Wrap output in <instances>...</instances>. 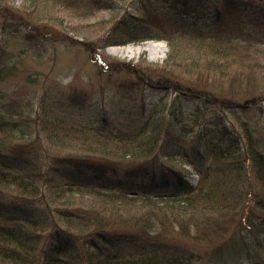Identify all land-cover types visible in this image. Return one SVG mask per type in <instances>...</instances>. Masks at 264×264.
<instances>
[{
	"label": "trees",
	"instance_id": "1",
	"mask_svg": "<svg viewBox=\"0 0 264 264\" xmlns=\"http://www.w3.org/2000/svg\"><path fill=\"white\" fill-rule=\"evenodd\" d=\"M9 1L0 0V17L11 20L9 26L13 20L29 26L25 37L29 44L35 39L52 44L54 37L66 42L70 38L56 32V23L47 11L39 10V4L24 8L34 16L35 21L29 22L19 16V10L8 6ZM48 1L62 7L89 5L93 9L99 5L104 9L109 2L121 4L119 1L126 0ZM157 1L181 8V16L189 21L203 19L215 26L207 34L170 30L160 39L166 40L171 50L193 47L215 55L226 65L225 69L221 64L215 72L202 74L175 62L172 52L161 68L144 62L139 64L141 68L122 63L139 82L160 89L166 96L170 92L187 93L198 103L189 113L183 111L179 99L164 95L151 104L141 127L131 135L123 130L108 135L99 126L60 115L47 107L49 89L41 97L40 113L33 110L32 99L12 101L15 107L8 105L10 89L5 83L11 77L30 81L34 74L41 76L49 48L22 47L13 35L6 38L5 31H0V264H264V38L253 26L247 28L254 22L264 26V0ZM239 9L247 13L242 15ZM137 10L140 14L129 31L130 41L122 44L133 42L146 28L142 24L159 21L163 14L159 7L145 4ZM231 29L236 32L228 34ZM89 33L75 36L82 34L89 39ZM9 42L10 51L6 48ZM18 45L36 63L37 67H32L35 72L27 65L20 67L24 60L13 59ZM96 61L101 63L99 58ZM234 62L241 72L225 73L227 64ZM245 68L254 70L252 77L242 76ZM251 107L257 111L255 117L248 114ZM184 113L188 126L183 124ZM214 127L218 136L211 132ZM178 133L184 138L179 143ZM38 140L48 147L40 148ZM172 155L180 156L174 159L180 166L187 163L197 167V157L208 162L205 171L197 169L203 174L199 188L188 186L185 171L174 169L175 164L171 167L167 161L157 162ZM70 164H76L86 178L108 171H121L127 177L149 176L155 181L173 178L188 195L157 198L151 189L136 191L130 182L120 180L106 188L86 186L66 179L64 166ZM244 169L248 176H255L261 193L248 190L255 196V205L241 214L246 199ZM132 191L135 195H129ZM35 202L44 208L39 219L26 212V217L9 215ZM191 226L195 238L191 243H207L204 252L197 255H161L157 244L137 247L140 254L136 256L119 252L120 244L136 243L138 238L151 235L165 244H179L182 240L173 233L188 232Z\"/></svg>",
	"mask_w": 264,
	"mask_h": 264
},
{
	"label": "rangeland",
	"instance_id": "2",
	"mask_svg": "<svg viewBox=\"0 0 264 264\" xmlns=\"http://www.w3.org/2000/svg\"><path fill=\"white\" fill-rule=\"evenodd\" d=\"M113 1L117 2L118 0ZM119 2L121 4L109 2L104 9H99V5L90 9L89 5H87V8H77L76 6L65 7V5L62 7L48 0H10L8 6L19 10V16H24L29 22L35 21L34 16L30 10L24 8L29 5L35 8L39 4L40 9H38L47 11L49 13L48 17L52 19L53 23H56L53 24L57 28L56 32L62 37L65 34L69 35L70 38L68 39H71V41L67 39L66 42L54 37L52 44L38 42L37 39L29 44L25 38L28 36L26 34L29 33L27 31L29 30V26L25 27L24 23L21 25V22H17L16 20H13L12 25L9 26L11 20L4 21L2 16L0 17V31H5L3 37L8 38V36L13 35L15 37L14 40L22 45V47L30 46L32 49H42L44 46H47L49 48V52L44 54V61L47 64L41 67V70L44 71L41 76L34 74L31 76L30 81L27 79L24 81L23 78L20 79V76L11 77L5 83V86L10 89L9 101L6 100L9 103L8 105L15 107L14 103L16 102H25L27 99H32L33 110L40 113L41 97L44 91L49 89L50 97L47 107L52 108V110L55 109L60 115L99 126L108 135L117 134L122 132L121 130H125L127 134L131 135L139 130L143 120L147 117L149 107L164 92H161L156 87L139 82L138 78L131 71L127 72L126 67H122V63L129 62L133 68H141L139 64L144 62L147 65L161 68L168 54L172 52L175 56H173L175 62L183 66L195 68L197 72L202 74L205 71L215 72V69L218 70L217 67L221 64L222 67L220 68L225 69L226 64L218 61L215 55L187 46H178L171 50L167 41L160 39L167 32L175 28L196 30L202 34H207L215 30L213 23L210 24L203 19L189 21L181 16V8L173 9L172 6L160 5V3L156 4L151 0H126ZM105 4L106 2H104L103 7ZM142 4H145L147 7L159 5V10L163 14L160 16L159 21L142 24L146 25V28L141 30L142 32L140 31V37L138 36L137 38L135 36L137 39H132L133 42L122 44L130 41L129 31L131 32L134 29L135 16L140 14L136 5L141 6ZM238 12L242 15L247 13L245 9H239ZM246 17L248 16L246 15ZM246 21L248 22V20ZM3 23L7 25H3ZM250 26L257 29L259 35L264 38L263 25L254 22L250 23L247 28ZM89 31H91V33L87 34L89 37L91 35L89 39H84L82 34L78 37L75 36L76 33H88ZM235 32V29H231L228 34ZM10 42L6 46L9 51ZM158 43H163L165 46V51L162 54L154 53L152 50L154 45L156 46ZM13 44L11 43V45ZM20 45L17 46V54L13 59L17 61L24 60L23 63H20V67L26 68L27 65V68H31V72H35L32 67H37L34 66L36 63L30 59L31 56L27 57V53H23L19 49ZM129 47L134 49L140 47L142 49L138 54H130L122 50ZM96 57L100 59L101 63L97 64ZM228 64L225 73L232 75L241 72L242 68H240L238 63ZM243 73L242 76L244 78L252 77L254 70L245 68ZM221 84L227 85L224 82ZM242 85V83L239 84V86ZM172 97L179 98L181 108L186 112L192 111L198 104L187 93L178 95L170 92L167 99ZM248 110H250L248 112L249 116L257 114L255 107H251ZM241 114L245 116L243 111ZM229 119H231V116H229ZM230 122L228 121L227 124L231 125L232 122ZM211 132L215 136H218L215 127L211 128ZM181 136L183 135L179 134L176 137L178 143L184 139ZM30 140L32 142L33 138ZM38 145L40 148L48 147L44 142L41 143L40 140H38ZM38 153L42 154L43 152L39 149ZM174 158L170 157L166 161H174ZM169 165L173 166L174 162H170ZM182 168H184L186 173L190 170L188 169L190 168L189 165ZM182 168L178 163L174 166L176 170L182 171ZM197 169L204 171L205 167L202 169L197 165L195 170L198 173L194 171L198 177L197 187L199 188L200 184H202L203 174ZM244 171L241 174L245 177L246 181L245 186H243L246 192V199L240 209L241 214L242 212H249L250 208L255 205L253 201L255 196L249 195L248 190H252L256 195L261 193V186H258L255 176L253 174L248 176L250 175L248 171L246 169ZM140 182H142V179H140ZM186 227L189 228V226ZM192 227L194 226H191L188 232L185 233L183 230L180 233L177 230L173 233L174 237H180L179 240H182L179 241V244H165L157 239H154L152 242V240L149 241V238L146 237L138 238L139 242L137 241L136 243L143 246L152 242V245L154 243V245L157 244L160 247V254L191 257L192 255L204 252L207 244L206 241L197 245L191 243H195L193 241L195 238L191 235L194 233ZM120 245V250L126 254L136 251V248L129 244Z\"/></svg>",
	"mask_w": 264,
	"mask_h": 264
},
{
	"label": "bare ground",
	"instance_id": "3",
	"mask_svg": "<svg viewBox=\"0 0 264 264\" xmlns=\"http://www.w3.org/2000/svg\"><path fill=\"white\" fill-rule=\"evenodd\" d=\"M138 1V0H136ZM142 48H132V47H129L127 49H122L123 51H126L127 53H130V54H138V52L141 51ZM152 50L154 51V53H163L165 51V46L163 43H158L156 46L154 45V48H152ZM116 52V51H115ZM212 113L215 115H218L215 111H212ZM5 114V113H4ZM9 114V112H7L6 114V117L7 115ZM207 116H211L210 112L207 111L206 112ZM76 167H78L76 164H74ZM86 173V172H85ZM107 173H113V172H103L102 174H107ZM137 177H140V176H137ZM122 178V177H121ZM152 187V186H151Z\"/></svg>",
	"mask_w": 264,
	"mask_h": 264
}]
</instances>
